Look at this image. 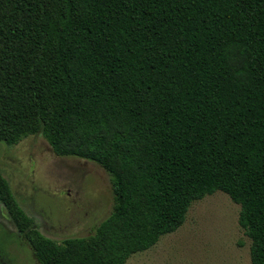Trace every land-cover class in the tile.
I'll use <instances>...</instances> for the list:
<instances>
[{
	"label": "trees",
	"instance_id": "1",
	"mask_svg": "<svg viewBox=\"0 0 264 264\" xmlns=\"http://www.w3.org/2000/svg\"><path fill=\"white\" fill-rule=\"evenodd\" d=\"M42 135L111 177V215L46 237L0 171L39 264H126L222 192L264 264V0H0V143Z\"/></svg>",
	"mask_w": 264,
	"mask_h": 264
},
{
	"label": "rangeland",
	"instance_id": "2",
	"mask_svg": "<svg viewBox=\"0 0 264 264\" xmlns=\"http://www.w3.org/2000/svg\"><path fill=\"white\" fill-rule=\"evenodd\" d=\"M0 171L46 237L86 238L112 213L110 175L100 165L55 154L42 136L0 143ZM240 206L222 192L195 202L176 232L126 264H251V241L239 225ZM0 264H39L0 203Z\"/></svg>",
	"mask_w": 264,
	"mask_h": 264
}]
</instances>
